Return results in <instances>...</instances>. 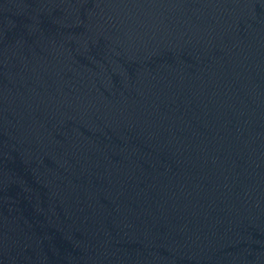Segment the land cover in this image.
Here are the masks:
<instances>
[{"label": "water", "instance_id": "95a60500", "mask_svg": "<svg viewBox=\"0 0 264 264\" xmlns=\"http://www.w3.org/2000/svg\"><path fill=\"white\" fill-rule=\"evenodd\" d=\"M0 264H264V0H0Z\"/></svg>", "mask_w": 264, "mask_h": 264}]
</instances>
